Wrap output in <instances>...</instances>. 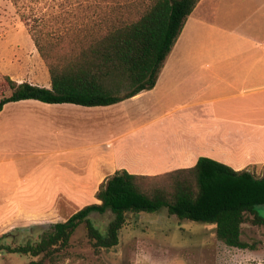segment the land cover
<instances>
[{
    "label": "trees",
    "instance_id": "obj_1",
    "mask_svg": "<svg viewBox=\"0 0 264 264\" xmlns=\"http://www.w3.org/2000/svg\"><path fill=\"white\" fill-rule=\"evenodd\" d=\"M38 0H11L14 5ZM200 0H130L113 8L99 21L63 29L50 36L33 33L34 46L47 67L50 87L17 83L4 76L0 112L9 103L38 101L108 107L152 90L163 64L187 18ZM27 8V7H26ZM21 12L26 25L40 17L32 8ZM33 23V22H32ZM36 30V29H35ZM98 203L86 205L64 222L56 223L35 244L0 250L38 258L29 264H58L66 258L70 240L79 227L95 250L115 249L126 214L154 213L162 209L178 220L214 226L218 241L230 248L254 250L241 239L242 225L264 226L256 212L264 205V176L209 158H199L188 169L156 176L116 171L95 193ZM113 214L105 232L92 222V213Z\"/></svg>",
    "mask_w": 264,
    "mask_h": 264
},
{
    "label": "rangeland",
    "instance_id": "obj_2",
    "mask_svg": "<svg viewBox=\"0 0 264 264\" xmlns=\"http://www.w3.org/2000/svg\"><path fill=\"white\" fill-rule=\"evenodd\" d=\"M130 0H38L25 4L14 5L11 0H0V96L3 94L2 77L21 83L28 82L40 87L49 88L48 70L40 58L30 32L41 37L50 36L63 29H72L76 25L93 20L99 21L113 8H118ZM138 0H136L137 2ZM32 8L40 17L27 25L21 21V12ZM27 7V8H26ZM36 29V30H35ZM261 30L260 27L255 29ZM259 36V33H255ZM258 84H241L239 88H248ZM51 105L38 101H21L9 103L0 113V244L12 248L26 243L35 244L47 233L54 224L64 222L71 215L86 205L98 203L95 200L94 188L60 189L59 172L48 169L43 173L44 186L42 189L28 187L26 180H32L41 168L36 158L22 152L24 140L8 142L11 147L6 149L3 121L5 117L12 118L18 111L28 108L47 110ZM147 98L128 99L108 107L82 108V112L99 114H119L131 119L129 126H179L195 124L196 116L190 111H179L175 114L162 115L152 113L148 109ZM61 107H73L70 104ZM91 111V112H87ZM201 124L210 123L207 117L197 121ZM220 123H223L222 121ZM224 126V125H223ZM222 126L221 139L217 143L199 147L201 157L209 158L230 168L247 167L257 177L264 176V129L253 128L243 133L231 128L226 132ZM228 129V128H227ZM23 127L21 128L22 132ZM27 135L33 130H25ZM30 131V132H29ZM159 138V134H157ZM144 132H138L112 144L113 149H125V164L115 163V170L123 166L129 174H147L155 172L148 168L151 160L145 158L148 151L156 149L144 139ZM136 140L135 159L131 158L127 146ZM253 147L261 151L260 156L251 153ZM250 150V151H249ZM120 154L117 158L120 161ZM249 156V158H247ZM149 157V156H148ZM253 157L257 160L255 161ZM255 168V170H253ZM69 172L67 165L61 169ZM162 172V171H160ZM110 171L106 177L110 176ZM105 177V178H106ZM23 182V184H22ZM27 186V187H24ZM255 212L264 218V205L257 206ZM93 224L105 232L113 214L92 213ZM120 244L115 249L95 250L89 242L84 228L77 229L70 240L66 258L58 264H264V226L252 224L242 225L241 239L254 250L230 248L217 240L214 226L188 220H178L169 216L162 209L154 213H127L126 222L120 232ZM25 255L11 254L0 250V264H29L38 261ZM44 264H49L47 261Z\"/></svg>",
    "mask_w": 264,
    "mask_h": 264
},
{
    "label": "crops",
    "instance_id": "obj_3",
    "mask_svg": "<svg viewBox=\"0 0 264 264\" xmlns=\"http://www.w3.org/2000/svg\"><path fill=\"white\" fill-rule=\"evenodd\" d=\"M257 27L261 30L256 31ZM241 84L258 85L244 89L237 86ZM140 98L148 99L152 113L167 116L188 110L196 123L131 127V119L120 112L86 113L78 108L82 106L61 107L64 104H49L47 110L23 109L12 118L5 117L6 149L11 147L8 142L24 140L22 152L41 164L34 178L24 183L42 189L48 168L61 174L55 177L57 192L96 184L95 194L110 171L125 170L123 166L115 170L114 164L127 163L126 150L116 152L111 143L138 132H144L142 137L148 140L141 145L156 149L145 155L151 160L148 168L155 172L133 175L156 176L193 167L202 158L199 147L220 141L223 125L228 126L226 132L264 129V0H200L165 59L154 88L131 99ZM203 117L210 123L197 122ZM27 127L33 134L27 135ZM136 145L135 140L127 146L133 160ZM250 150L258 157L261 154L254 147ZM255 163L264 167V160ZM64 165L69 172L61 171ZM233 170L248 171L243 166Z\"/></svg>",
    "mask_w": 264,
    "mask_h": 264
}]
</instances>
